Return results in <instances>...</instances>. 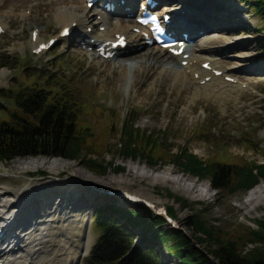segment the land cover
I'll return each instance as SVG.
<instances>
[{"label":"rangeland","instance_id":"374dc122","mask_svg":"<svg viewBox=\"0 0 264 264\" xmlns=\"http://www.w3.org/2000/svg\"><path fill=\"white\" fill-rule=\"evenodd\" d=\"M2 1L4 6L0 8V25L4 33L0 34V122H9L10 113L15 108L10 98L2 96L6 90L23 89L27 85L35 84V87L43 88L44 93L50 96L51 94L71 96L73 112L80 114L82 121L75 118L73 123L75 132L88 128L85 141L90 147L89 150L96 152L103 162H113L114 165L109 168L108 173L99 175L85 169L77 161L64 158H16L0 163V187L15 190L25 185V182L28 184L27 180L37 184L47 177H55L45 170L46 167L30 169L22 177L15 176L18 172L17 168L23 163H37L41 166L45 163H57L58 169L64 167L59 169L60 172L57 171L60 173L58 174L60 179H56L59 181L65 179V183L60 184L61 187L73 184L80 188L79 185L83 187V183H87L86 189L92 184L109 188L111 191L106 192L108 196L105 199L89 205L78 200L82 193L59 191L64 206L69 203L86 206L84 214L76 212L71 214L75 215L72 220L79 228L64 227L63 233L72 237L77 235L75 239L77 241L84 231H88L91 236L90 250L99 236L94 226V212L99 208L107 207L110 202H115L123 209L129 208L125 201L120 200L113 192L121 189V186L157 206H164L168 215L177 223V231L185 233L188 237L193 234L186 222L191 211L197 209L201 211L206 224L221 240L234 242L241 238L242 251L247 252L253 248L247 239L250 238L249 232L256 228V223L264 219V197L258 199L259 204L258 202L255 204L258 207L254 209L244 206L243 201L255 188L249 193H237L233 196H230L226 190L215 191L205 197L203 191L197 187L193 189L189 182L210 186L208 180H197L169 163L171 160L169 152L177 153L184 147L189 148L206 162L232 163L236 157H242L251 162H264V53L259 46V39L264 35L262 31L264 23L258 14L246 5L247 3H243L244 0L234 2L240 10L239 15L235 14L233 18L227 19L219 18L216 21L220 29L204 32L197 42L191 44L193 48L201 46L205 53H217L214 61L216 67L231 72L233 77L231 82L228 80L226 85L217 84L214 87L216 91L222 87L221 94L216 91L202 92L198 82L191 81L188 76L183 82H175L174 74H172L175 71H165L163 66L168 68L170 65L167 66L168 64L163 63V57L154 53L152 55L157 56L158 59L152 62V66H149L151 61L140 60L141 65L138 61L128 63L121 61L124 57L132 55L131 53L135 50L122 51L113 62L104 65L93 59L89 53L83 54L79 51L75 42L77 34L60 41L46 53L33 55V49L30 46L32 32L39 34L37 43H46L49 39L58 37L61 27L57 26L56 15L65 12L69 14L68 16L82 17L83 4L79 1L70 3L68 0H0V4ZM196 1L191 2L190 5L188 4L190 0L185 3H170L181 7L182 5L191 6ZM202 3L212 4V1ZM89 10V13L94 15L93 22H101L103 25L95 28L94 32L92 27H83L80 30L88 34L92 32L94 39H87V41H95L106 34L110 25H115L119 17L110 18L97 8ZM110 19L113 20L110 21ZM123 19L133 20L132 18ZM129 26L131 34L137 33L134 25L131 26L129 23ZM260 31L261 34H259ZM137 50L140 53L158 49L142 46ZM130 63H134L135 66L132 69L131 67L124 69L125 64ZM244 64L253 67L260 65L263 69L259 73L244 72L242 71ZM5 72L6 75L3 76ZM58 95H55L57 99ZM97 107L106 108L100 118ZM110 110H114L117 116L112 115ZM129 119L137 120L139 132L150 131L161 136L163 145L156 151H152L156 157L161 158L163 161L161 164L149 165L143 160H125L118 155L116 145L119 141L121 123ZM27 122L33 124L34 121L31 118ZM226 157L230 161L225 162ZM117 166L122 167L123 170L116 173L114 168ZM149 170H155L159 174ZM5 172L8 176L3 175ZM230 175L231 171H228V176ZM72 177L77 181H70L69 178ZM163 177L168 178L169 182H159L158 179ZM49 181L54 180L42 182ZM175 181L180 182L179 187L173 185ZM114 183H118L120 187H115ZM258 186V190L264 191V181H261ZM188 188H191L189 194L185 193ZM36 191L42 192L41 189ZM32 195L33 193L31 196L19 198L17 203H26ZM58 197L57 194L52 195L55 204L60 201ZM67 198L70 201L73 199L72 202H66ZM177 199L185 201L189 206L188 210L183 211L175 202ZM173 209L175 215L171 216L169 210ZM58 215L59 212L57 215L50 212L42 218L44 224L39 226L41 229H46L45 234L48 235L46 240L48 254H52L53 248L58 247L61 241L57 236L62 229L57 232L55 228L58 226L56 224ZM3 219L2 210H0V225ZM88 222H91L89 228ZM163 228L168 229V226L164 224ZM135 231L138 232V230ZM18 234L23 238L22 233ZM78 235L81 236L78 238ZM139 241L140 239L137 242ZM210 245L211 243L207 241L199 247L209 249ZM161 247L160 251L163 252L164 248ZM88 254L78 263L85 264ZM158 255L164 264H170L171 258L162 253Z\"/></svg>","mask_w":264,"mask_h":264},{"label":"trees","instance_id":"16d2710c","mask_svg":"<svg viewBox=\"0 0 264 264\" xmlns=\"http://www.w3.org/2000/svg\"><path fill=\"white\" fill-rule=\"evenodd\" d=\"M243 3H247L264 23V0H244ZM259 40L264 53V38ZM55 95L58 94H45L43 88L35 87V84L3 92L2 96L10 98L15 108L9 122H0V163L44 156L77 161L99 175L108 173L114 164L103 162L96 152L89 150L85 141L88 128L76 132L73 128L75 118L82 121L81 115L73 112L71 96L58 95L57 99ZM97 112L100 118L103 112L98 108ZM31 118L33 124L27 122ZM136 122L129 119L121 123L116 145L118 155L125 160L161 164V158L152 152L163 145L161 136L150 131L139 132ZM169 153V163L182 173L208 180L215 190H226L230 196L244 193L264 181V162H251L242 157H236L232 163L206 162L186 147L177 153ZM227 161H230L228 157ZM122 170L120 166L114 168L116 173ZM228 171H231L230 177ZM175 202L183 211L188 210L185 201L177 199ZM169 213L174 216V209ZM93 217L99 236L85 264H164L158 255L162 253L161 246L165 255L171 258L170 264H176V261L177 264H264V219L249 232L247 242L253 248L244 252L240 249L241 238L234 242L221 240L197 209L191 211L186 222L193 234L191 237L181 231L165 230L164 220L147 210L123 209L115 202L97 209ZM207 241L211 243L209 249L199 247Z\"/></svg>","mask_w":264,"mask_h":264},{"label":"bare ground","instance_id":"6f19581e","mask_svg":"<svg viewBox=\"0 0 264 264\" xmlns=\"http://www.w3.org/2000/svg\"><path fill=\"white\" fill-rule=\"evenodd\" d=\"M64 1V0H63ZM70 3L71 1L75 2H81L83 4V16L82 17H72L68 16V13L60 12L58 15H56V23L58 27H61V30L64 28H70V34H76L78 41L82 44H86L89 47L96 48L102 43H106L108 41H115L114 37L116 35L123 36L126 38L127 45L122 49H116V50H110L108 49V46H104V49L109 53H114V56H117L121 53V51H128L132 52L127 57H124L121 59V61L128 62H136V61H151L149 66H152V62H154L158 54L159 56L163 57V63H166L168 68L164 67V70H173L175 71L174 74V81L175 82H183L185 78L188 76L190 77L191 81L198 82V87L202 89V92H214L216 90L215 85L219 84L221 86L226 85L225 78H233L230 71H224L220 68H217L214 61L215 57L217 56V53L208 52L205 53V51L202 49L201 46H198L196 48L185 46L184 47V54L188 55L187 58V65L186 67L181 66V58L179 57H173L170 55L166 50L158 49V50H145L143 52H137V48L139 46H144V38L142 34H131L130 33V24H135L133 20H118L119 24H113L110 25V28L106 34H104L101 38L96 39L94 42L87 39H94L93 33L94 32V23L93 22V16L89 13L90 10L87 9L86 4L84 0H68ZM175 1V0H174ZM173 0H153V3H156L155 6L158 4H164V8H162L161 12H167L170 11L168 14L169 18L172 20L170 22V25H173V28L177 31H183L185 33L189 34V38L191 41L197 42L202 36L197 37L199 32H206L208 30H217L220 29V26L218 25L216 20H219V18H233L236 16L235 14L239 15L238 12L240 11L237 6L234 4L235 0H211L212 4L209 3H202L203 1H210V0H197L195 4H192L191 6H184L181 7L174 3H185L189 2V0H176L174 2ZM195 0H190L189 5L194 3ZM68 2V3H69ZM111 2L115 5L113 13H109V17L114 15H120V16H128L132 11V2L133 0H124V4H121V0H111ZM170 2H174L173 4ZM234 4V5H233ZM177 5V6H176ZM4 2L2 1L0 4V8H3ZM233 6V7H232ZM54 7V6H53ZM52 7V8H53ZM93 7H91L92 9ZM130 9V12L127 13L124 9ZM161 10L158 9L157 11ZM80 11V10H79ZM160 12V13H161ZM159 13V14H160ZM68 14V15H67ZM159 14H155L156 17L159 16ZM113 19H110L112 21ZM240 22V21H239ZM109 23V22H108ZM126 25H122V24ZM243 23V22H240ZM169 25V27H170ZM98 27L102 26L100 23L97 25ZM1 27V26H0ZM88 28L92 27L91 34L83 33V31L80 30V28ZM135 28H138L137 26H134ZM3 29V27H1ZM9 28H11L9 26ZM57 40H61L60 36L56 37ZM39 39V35L37 36L36 40L33 42H30V46L32 49H36L37 46L40 44H37L35 46L36 42ZM97 45V46H94ZM199 48V49H198ZM81 52V51H80ZM82 53V52H81ZM154 53L155 55H152ZM84 54V53H83ZM120 56V55H119ZM161 58V57H160ZM159 58V59H160ZM162 59V58H161ZM158 63V62H157ZM204 63H208L210 70H204L202 68V65ZM141 65V62H139ZM156 64V63H155ZM175 66H172L174 65ZM154 65V63H153ZM135 66L134 63L125 64V68ZM138 66V65H137ZM172 66V67H171ZM242 71L244 72H261L262 67L260 65H257L256 67L253 66H247V64L242 65ZM4 71V70H2ZM125 71V70H124ZM160 71V69H159ZM164 71V72H165ZM221 72L220 77L215 76V72ZM1 73V71H0ZM169 73V72H168ZM162 74V73H161ZM165 74H167L165 72ZM3 76L6 75L3 73ZM159 75V74H158ZM1 76V75H0ZM206 78H209V80H205ZM202 82V83H200ZM202 84V85H201ZM228 86V85H227ZM226 87V86H225ZM231 88V87H230ZM221 89L217 90L216 92L218 94H221ZM225 93H223L224 95ZM207 95V94H206ZM208 96V95H207ZM99 110H101L103 113L106 111L105 107H97ZM111 114L113 112L114 115H116L114 110H110ZM117 116V115H116ZM48 165V166H45ZM45 165H40L37 163H23L21 164L17 170L18 172L15 174V176L22 177L26 172H28L30 169H42L46 167V171L52 176L55 177H47L43 180H41L39 183L32 184L31 181H28V184L23 185L20 188L17 189H8L0 187V210H2V216L4 217L2 228H1V246L3 247V257H2V264H79L78 261L86 256L90 250L91 246V236L90 233L83 232L82 236L78 235L79 240H75L77 238V235L75 236H69L65 235L63 233L64 227H77L79 226L73 221V217L75 215H71L73 213H81L84 214L86 206L83 204L86 203L87 205L92 204L95 201L103 200L105 197L108 196L106 194V191H111L106 186H97L92 184V186H89V188H85L87 183H83V187L79 185L78 188L75 187L73 184H69L66 186L61 187V183H65V179L63 181H59L56 178H58V174H60L59 169H63L64 167H60L58 169L57 163H48ZM40 166V167H39ZM60 169V170H61ZM59 171V172H57ZM136 174V173H135ZM3 175H7L6 172ZM146 177V176H145ZM60 179V178H58ZM68 179V178H66ZM150 180H155L157 178H149ZM44 180H54L49 181L48 183L42 182ZM70 181H77L76 178L72 177L69 178ZM159 182L168 183V178H160L158 179ZM157 180V181H158ZM80 184V183H79ZM115 187H120L118 183H114ZM173 185L175 187L180 186V182H174ZM124 186V185H123ZM263 186V185H262ZM35 189H34V188ZM36 187H39L37 189H41L42 192L38 193L36 191ZM49 187V188H47ZM103 187V188H102ZM258 187H255V189L246 197V199L243 201L244 206H249L250 208L254 209L256 207V202L259 204V200L261 197H264V191L258 190ZM261 188V187H260ZM120 190H124L127 192L128 190L122 188L117 189L113 192H118ZM191 188H188V192H190ZM34 191V192H33ZM44 191V192H43ZM59 191H65L69 193H82L78 200L80 202H83L81 206L72 205V203H69L67 205H63V200L60 198V192ZM251 191V190H250ZM178 192V191H177ZM33 193L32 198L27 200L26 203L18 204L17 200L19 198L28 196ZM129 193V192H128ZM249 193V191H248ZM57 194L59 195V203L58 205H54V201L52 199V195ZM132 195L139 197L133 193ZM69 200V198L66 199V202H72ZM262 201V200H261ZM56 206V207H53ZM258 207V206H257ZM256 207V208H257ZM52 212L54 215H57V212H59L58 219L56 225V231L58 232L60 229H62V232L59 231L58 236L60 237L61 241L56 248H53L52 254H48V246H47V237L48 235L45 234L46 229H41L39 226H42L44 223H42V218H44L47 214ZM69 213L67 214V212ZM84 211V212H83ZM63 213V214H61ZM77 216V215H76ZM48 217V216H47ZM38 220V221H37ZM88 228L91 227V222H88ZM54 228V229H55ZM89 230V229H88ZM20 231V232H19ZM18 232L23 236L21 238V235L18 234ZM72 237V238H71ZM26 240L24 241V239ZM75 241H74V240ZM76 243V244H75ZM7 244V245H6ZM77 246V247H76ZM70 247V248H69ZM73 247V249H72ZM72 249V250H71ZM51 252V251H50ZM79 252V253H78ZM72 253V254H71Z\"/></svg>","mask_w":264,"mask_h":264}]
</instances>
